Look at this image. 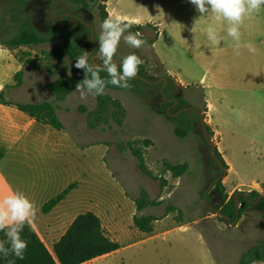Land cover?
<instances>
[{
	"label": "rangeland",
	"instance_id": "374dc122",
	"mask_svg": "<svg viewBox=\"0 0 264 264\" xmlns=\"http://www.w3.org/2000/svg\"><path fill=\"white\" fill-rule=\"evenodd\" d=\"M31 2L0 0V42L14 37L23 21H31L40 32H46L47 24L40 22L42 15ZM61 2L60 12H76L80 15L77 9L81 6L67 0ZM104 2L105 0H99L97 4L89 3L97 38L103 16L107 13ZM212 24L223 37L221 44L213 45L204 36L198 38L201 39V44H206L213 51L217 50L216 54L219 56L223 48L237 46V42L227 36L226 21L223 23L214 21ZM67 28L69 29L68 26ZM67 28L63 30L68 32ZM240 32L239 46L252 44L261 51V94L257 89L252 95L261 97L263 117L264 8L247 15ZM139 34V38L146 39L145 45L133 49L122 39L115 59L134 53L143 61L138 72L144 79L151 82H158L161 78L171 80L152 49L159 35L157 29L145 26ZM62 35L52 43L37 47L9 49L0 44L6 48L0 50V88L8 85L11 79L13 82L16 81L14 67H18L21 62L26 68L23 85L18 89H14L16 86L9 88L11 90L2 88L1 91L5 90L7 98L15 101L25 104L49 102L58 110L57 114L68 136L65 137L66 135L58 134L56 130L49 128L57 138L48 140L49 144L43 142L42 156L51 159L66 156L73 160L75 171L73 180L70 178L69 182L78 183L79 186L66 206L81 207L85 212H98L97 208L104 209L106 212L101 210L98 213L102 216L100 220L106 235L111 240H122L125 247L122 253L101 264H210L202 253L204 249L211 251L217 264H238L241 255L264 238V218L260 211L249 208L237 225L232 226L221 221L217 213L219 210L213 208L215 198L211 197L213 192L211 187L217 184L215 180L220 178V174L211 160V143L216 146L217 139L207 124L208 109L203 90L194 86L181 87L183 90L179 105L181 113H178L179 109L169 110L168 113L169 105L164 104L159 96L161 83L148 86L133 80L129 81V85L141 87L140 94L129 89L122 92L109 90L98 96L90 94L82 96L75 89L64 102H58L48 89L51 83L58 78L83 80L66 55L61 59L57 58L58 50L63 45ZM165 37L166 35L163 38ZM182 52L185 59L186 55L183 50ZM49 54L52 55L48 57ZM179 56L181 57L180 53ZM224 59L221 57V60ZM6 60L11 64L5 65ZM29 61L33 63H28ZM250 62H253L252 58ZM179 71L178 77L193 85L199 83L204 76L210 81L214 68L206 64L202 68H192L190 74H187L189 70L186 68ZM99 98L107 100L103 108L100 107ZM187 108H195L204 115L205 131L202 126L203 119L197 117L191 110L183 111ZM190 120L194 122L193 130L184 138L178 137L176 130L179 128L183 130V122ZM91 125L95 127H89ZM47 130V128L44 130V136L47 135ZM61 141L67 143L68 147L73 145L71 150L69 148L68 152L63 153V148L61 149L59 145ZM121 146L125 149L122 150ZM133 149L143 154L146 168L152 177L140 171L139 161L133 154ZM82 162L83 172L80 169ZM258 162V158L253 156L245 165H241L246 172V177L241 180L237 179L240 166L239 169L236 166L231 183L251 184ZM168 166L185 170L177 175L169 171ZM143 192H146L150 201L158 202L160 206L148 207L145 211L138 212L135 204L131 202L140 198ZM240 192L249 194L254 191L249 192L248 189L242 188ZM206 193L207 197H210L207 202L203 196ZM226 195L228 199L234 196L227 192ZM169 207H174L176 211L169 213ZM237 207L241 208L239 204ZM136 215L138 217L152 215L163 221L157 227L156 234L158 231L169 232L161 234L160 240L173 242L193 237L192 245H195L196 252L189 256L178 243L169 246L163 245L160 241L143 245L141 241L148 236L134 228L133 218ZM70 222L71 218L61 222L56 232L58 238L68 231ZM131 244L133 246L129 247Z\"/></svg>",
	"mask_w": 264,
	"mask_h": 264
},
{
	"label": "crops",
	"instance_id": "0c3cea01",
	"mask_svg": "<svg viewBox=\"0 0 264 264\" xmlns=\"http://www.w3.org/2000/svg\"><path fill=\"white\" fill-rule=\"evenodd\" d=\"M104 4L108 14L126 18L135 26L142 28L152 26L157 29L159 35L152 49L168 77L180 87L194 86L203 90L208 109L207 124L215 133L217 139L215 147L228 166L227 175L223 180L226 192L229 195H235L242 188H246L249 192L254 191L263 195L264 116L261 117V97L252 95L257 89L261 94V51L255 47L256 51L252 53L246 46H239V54H237V46H232L223 48L219 56L216 54L217 50L213 51L206 44H201V39L198 38L207 37L206 28L215 19L210 15L200 18V14L189 0H105ZM197 19L199 20L196 22ZM161 21L165 23L162 24ZM165 35L166 37L163 38ZM3 49L6 48L0 46V50ZM182 50L186 55L185 59ZM221 57L225 59L221 60ZM251 58L253 62H250ZM7 63L11 64L6 60L4 64ZM206 64L214 68L210 81L204 76L199 83L192 85L178 77L181 68L188 69L187 74H190L192 68H202ZM21 71L24 75L26 74L24 64L19 62L18 67H14V78ZM15 86L16 81L13 82L11 79L8 85L0 88V95H4V102L0 99V200L16 191L24 193L34 203L37 214L31 227L55 257L54 247L65 235L64 233L59 238L56 236L61 222L71 218V226L77 217L86 213H93L101 219L102 216L98 212L106 211L97 208L98 212H85L81 207L66 206L72 195L78 191L79 186L78 183L69 182L70 178L73 180L74 162L66 156L58 159L42 156L43 142L49 144L48 140L57 138V135L49 131V128L54 129L53 127L39 123L20 111L17 104L25 103L9 99L5 90L1 91L2 88L11 90L9 88ZM46 128L47 135L44 136ZM57 133L68 136L65 126ZM62 142L59 145L61 149L63 148V153L68 152L69 148L71 150L73 145L68 147L67 143ZM252 155L259 160L258 166L254 169L253 182L249 185L242 182L231 183V176L236 172V166L238 169L240 166L237 179L246 177V172L241 165H245L253 157ZM80 164L83 172V162ZM76 170L79 171V169ZM72 185L76 187L68 197L50 214H43V206ZM131 203L135 204V201ZM162 222L157 220L154 223L153 232L146 234L148 237L141 241L143 245L160 241L163 245L169 246L178 243L189 256L196 252L195 245H192L193 237H185L173 242L160 240L161 234L169 232L158 231L156 234L157 227ZM112 241L120 245L119 250L84 264H101L120 255L125 249L122 240L112 239ZM203 251L210 264H217L211 251L207 249ZM199 254H201V248Z\"/></svg>",
	"mask_w": 264,
	"mask_h": 264
},
{
	"label": "trees",
	"instance_id": "16d2710c",
	"mask_svg": "<svg viewBox=\"0 0 264 264\" xmlns=\"http://www.w3.org/2000/svg\"><path fill=\"white\" fill-rule=\"evenodd\" d=\"M22 3L27 2V0H20ZM71 3L78 4L79 6L90 8L89 3L97 4L99 0H67ZM108 16L107 13L103 16V20ZM16 21L17 18H16ZM69 27V29L67 28ZM67 28L68 32L63 29ZM143 30L141 26L132 25L130 31L133 33H140ZM65 33V34H63ZM81 27L75 26L73 29L70 24H64L62 29L51 28L48 32L42 33L31 21H23L19 32L11 39L0 42L1 45L9 49H19L22 47H37L52 43L58 36H63L62 48L58 50L57 58L61 59L63 55H66L74 64L76 63V58L81 55L82 40ZM144 41L146 39L140 38ZM52 54H49L50 57ZM91 62V61H90ZM28 63H33L29 61ZM76 68V67H75ZM78 74L84 79V70L77 69ZM137 76L143 77L142 74L138 72ZM24 73L21 71L16 75V87L19 88L23 85ZM101 77H106V73L101 72ZM144 78V77H143ZM170 78V77H169ZM172 79V78H170ZM136 83L146 84V82L140 79H132ZM80 79L78 78H58L53 83L48 86L49 91L55 96L58 102H64L66 98L73 93L76 89L77 83ZM138 86H130L128 88L115 87L113 85H108L105 92L107 91H127L133 89L137 93L140 92ZM0 99L4 102V95H0ZM100 107L106 106V99H100ZM20 111L26 113L31 118L36 119L39 123L44 125H49L57 131H62L64 129L63 123L57 114V109L54 104L45 102L41 104H17ZM102 107V108H103ZM101 108V110H103ZM85 111V109H83ZM194 113V112H193ZM195 114V113H194ZM196 115V114H195ZM94 128V125L89 126ZM184 129L181 128L176 130V134L180 138H184L188 135L190 131L194 128V122L192 120L183 122ZM121 149H125L121 146ZM133 154L137 157L139 164L138 167L141 172L146 176L152 177V174L147 170L144 161V156L141 152L133 149ZM215 154L221 162V166L211 157L212 164L217 168L220 174L219 182L216 185L217 191L224 197V203L216 208L224 216L231 219V222H235L237 219V204L238 199L234 195L232 198L228 199L226 195V188L224 187L223 180L225 179L228 171V166L223 159L222 155L215 149ZM169 171L174 174H181L185 168H178L173 166H168ZM226 171V173L224 172ZM76 185H72L67 188L63 193L51 199L48 203L43 206L42 212L47 215L50 214L59 204H61L68 195L75 189ZM205 198L209 201L210 197L203 194ZM248 200L255 202L256 204L247 203L244 208H240L239 219L243 217L245 212L249 208H253L262 213L264 218V198L259 201L261 194L258 192H251L249 194H243ZM240 197V206L245 202ZM136 208L138 212H143L148 207L160 206V203L153 202L148 199L146 192H143L141 197L135 200ZM169 213L176 211L174 207H169ZM215 213V212H214ZM158 220L152 215H143L138 217L134 216L133 223L134 227L141 233L151 234L154 230V223ZM221 221L230 224L225 219L221 218ZM22 238L28 242V247L24 255V259H17L15 256H9L7 259L0 255V264H9L10 260H15V264H84L92 261L98 257H102L109 253L115 252L120 249V245L112 241L105 233L102 222L98 216L93 213H86L80 215L72 223L65 235L60 239V241L54 247L55 257L50 253L45 244L41 241L35 230L31 225H25L22 233ZM6 239L4 232H0V240ZM264 264V238L251 246L245 251L238 264Z\"/></svg>",
	"mask_w": 264,
	"mask_h": 264
},
{
	"label": "clouds",
	"instance_id": "9594fccd",
	"mask_svg": "<svg viewBox=\"0 0 264 264\" xmlns=\"http://www.w3.org/2000/svg\"><path fill=\"white\" fill-rule=\"evenodd\" d=\"M189 2L200 14V18L210 15L215 21L227 22L226 33L237 42V54H239L241 38L240 28L244 18L264 8V0H189ZM131 27L132 22L126 18L108 14L100 25L99 47L95 54L81 51V55L76 58L75 67L85 72V78L76 85V92L82 96L89 94L98 96L105 92L108 85L130 87L129 81L137 76L143 61L134 53L119 58V62L115 58L122 39L133 49L145 45V41L139 38L138 32L130 31ZM206 35L213 45L221 44L223 37L214 24L207 26ZM246 47L250 52L255 53L256 49L252 44ZM93 59L100 63H93ZM101 72L106 73V77L102 78ZM36 214L34 203L22 192L14 191L0 200V232H4L6 237L0 240V255L6 259L9 256L24 259L28 242L22 238L21 233L25 225L32 224ZM9 264H15V260H10Z\"/></svg>",
	"mask_w": 264,
	"mask_h": 264
},
{
	"label": "flooded vegetation",
	"instance_id": "af4514ba",
	"mask_svg": "<svg viewBox=\"0 0 264 264\" xmlns=\"http://www.w3.org/2000/svg\"><path fill=\"white\" fill-rule=\"evenodd\" d=\"M32 1L31 3L37 6L40 11L42 17L40 18V22L46 23L47 28L46 32H48L51 28L55 27L58 29H62L64 24H70L71 28L73 29L75 26L81 27V40H82V48L85 47L86 51H88L91 55H94L96 50L99 47L98 38L95 34V29L92 25V14L90 10L86 7H79L77 10L80 15H77L76 12H69V11H62V2L61 0H28ZM92 30H94V35L92 34ZM45 32V33H46ZM93 63H100L93 59ZM161 83L159 96L162 99L164 104H168V113L169 110L176 111L179 109V105L181 102V98L183 95L182 88L177 85L174 80H168L167 78H161L158 82H151L147 80L146 84L148 86L152 84H159ZM195 111H192L196 114L197 117L203 119L204 115L192 108ZM178 113H181V109L178 110ZM219 180V177L215 180V182ZM218 183V182H217ZM215 184L211 187L213 190L211 197L215 198L213 208L216 210L217 207L221 206L224 203V197L217 191ZM244 201L248 200L246 197L242 196Z\"/></svg>",
	"mask_w": 264,
	"mask_h": 264
},
{
	"label": "water",
	"instance_id": "95a60500",
	"mask_svg": "<svg viewBox=\"0 0 264 264\" xmlns=\"http://www.w3.org/2000/svg\"><path fill=\"white\" fill-rule=\"evenodd\" d=\"M92 20H93V17L90 18V21H92ZM92 34L94 35V30H92ZM83 51H86V48H85V47H83ZM116 60H117V62H119V59H116ZM135 78H136V79H140V80H142V81H144V82H147V80L144 79V78H141V77H138V76H136ZM188 110L195 111V110L192 109V108H187V109H184L183 111H188ZM202 126H203V130L205 131V127H206V125H205L204 117H203ZM215 149H216L215 145H214L213 143H211V150H210L211 157H212V158H213V159H214V160H215V161L221 166V162H220L219 158H218V157L216 156V154H215ZM224 172L226 173V171H224ZM217 182H219V180H217L215 183H217ZM205 195L207 196V193H206ZM242 195H243V193H241V192H237V193L235 194V196H236L237 199H238V204H239V205H240V197H241ZM262 198H264L263 195H261L259 201H261ZM205 201L207 202V199H205ZM247 203H249V204H256L255 202H252V201H250V200H246V201L243 203V205H242L241 207H242V208L245 207ZM217 213L219 214V216H220L221 218L225 219V220H226L227 222H229L232 226H236L237 223H238V221H239L240 207H237V219H236L235 222H231V219L228 218V217H226V216H224L220 211H217Z\"/></svg>",
	"mask_w": 264,
	"mask_h": 264
}]
</instances>
